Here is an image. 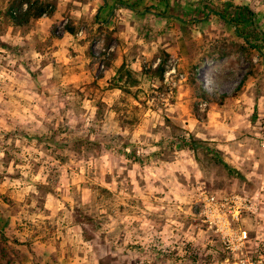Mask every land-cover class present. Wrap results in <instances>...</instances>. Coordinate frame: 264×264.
<instances>
[{
    "label": "rangeland",
    "instance_id": "374dc122",
    "mask_svg": "<svg viewBox=\"0 0 264 264\" xmlns=\"http://www.w3.org/2000/svg\"><path fill=\"white\" fill-rule=\"evenodd\" d=\"M12 1L0 187L31 189L38 232L74 264H264V0H43L22 25Z\"/></svg>",
    "mask_w": 264,
    "mask_h": 264
},
{
    "label": "crops",
    "instance_id": "0c3cea01",
    "mask_svg": "<svg viewBox=\"0 0 264 264\" xmlns=\"http://www.w3.org/2000/svg\"><path fill=\"white\" fill-rule=\"evenodd\" d=\"M22 190L25 193L20 195ZM28 190L31 189L17 188L13 184L6 189L0 187V193L6 192L9 197L7 200L0 198V232L6 239L5 257L0 256V264H74L70 257L73 254L71 246L65 247L63 241L57 244L53 235H42L35 228L40 214L31 196L25 195ZM13 197L20 202L12 204ZM68 257L70 260L66 261Z\"/></svg>",
    "mask_w": 264,
    "mask_h": 264
},
{
    "label": "trees",
    "instance_id": "16d2710c",
    "mask_svg": "<svg viewBox=\"0 0 264 264\" xmlns=\"http://www.w3.org/2000/svg\"><path fill=\"white\" fill-rule=\"evenodd\" d=\"M120 1V5L130 8L133 11L138 10L137 8V3L135 2H127V1ZM25 4V7L23 5ZM48 3H46L43 0H13L10 5L8 6L7 10L4 11L3 16L5 19H9L13 24L15 25H22L27 22H29L33 18H39L43 15H48ZM20 7V8H19ZM19 8V9H17ZM241 8L242 6L238 7V10H236L235 13H233V16H228L227 11L224 12H218L217 14L224 18L227 19L229 22L232 24L236 23L239 24L240 22H243V16L241 13ZM150 10V9H146ZM236 21V22H235ZM68 32L74 33V29L72 27H66ZM239 29V27H237ZM240 30V29H239ZM241 31V30H240ZM239 33V31H238ZM242 34V32H241ZM243 36V34H242ZM247 38V37H246ZM247 40V39H246ZM166 57L167 54L160 60V63L157 65V67L152 71L156 76L161 77L164 71V63L166 62ZM109 67V63L107 65ZM126 73L128 76H131L132 71L130 69L126 68V65L122 63L120 67L117 68L116 74H118V78L123 77V74ZM133 78V77H132ZM134 82L137 81L136 78L132 79ZM129 92V91H128ZM192 143L190 145V148L194 149L196 145V140L192 139ZM223 166L227 169V171L230 174H236L237 176H240L241 173L234 169L231 165H229L226 162H222Z\"/></svg>",
    "mask_w": 264,
    "mask_h": 264
},
{
    "label": "built area",
    "instance_id": "2783aa9c",
    "mask_svg": "<svg viewBox=\"0 0 264 264\" xmlns=\"http://www.w3.org/2000/svg\"><path fill=\"white\" fill-rule=\"evenodd\" d=\"M260 139H261V145L264 147V125H263V133L260 135ZM210 203L211 202H213V200H214V197L212 196V197H210V199H207ZM251 208V207H250ZM249 209V208H248ZM207 216H209L208 215V213H205ZM234 216H235V218L237 219V214H234ZM246 235H245V232L243 233V235H241L240 236V238H243V237H245Z\"/></svg>",
    "mask_w": 264,
    "mask_h": 264
}]
</instances>
